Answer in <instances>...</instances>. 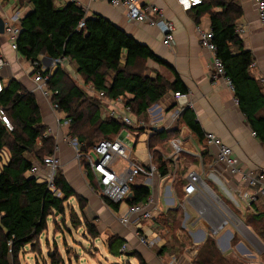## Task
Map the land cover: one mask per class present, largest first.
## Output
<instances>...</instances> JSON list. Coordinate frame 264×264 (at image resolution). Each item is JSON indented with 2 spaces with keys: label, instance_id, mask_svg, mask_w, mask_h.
Instances as JSON below:
<instances>
[{
  "label": "crops",
  "instance_id": "0c3cea01",
  "mask_svg": "<svg viewBox=\"0 0 264 264\" xmlns=\"http://www.w3.org/2000/svg\"><path fill=\"white\" fill-rule=\"evenodd\" d=\"M137 2L140 6H155L161 12L163 20L172 24L174 43L171 47L164 46L163 36L156 27L149 26L146 23L133 24L127 22L122 9L111 7L108 4V0H95L92 3L89 0H76V5L84 11L87 17L97 15L108 20L131 36L136 42L149 48L158 58L172 68L173 72L151 61L146 62L150 69L170 83L174 80L173 73L179 77L181 83L187 89L188 108L194 113L196 122L199 124L203 134H213L224 145L231 148L238 167L243 170L264 172V145L259 142L256 136L252 135L253 132L249 129L238 108L232 88L228 87L223 79L216 83L211 81L212 57L200 48L197 34L198 28L202 30L210 29L209 16L207 14L200 17L196 16V7L185 9L178 0H137ZM3 3H0L1 21L5 16L10 15L13 6H17L15 0H4ZM67 3H69L67 0H55L54 6L60 8ZM236 3L241 9V17L236 21L235 25L236 28L243 31L238 37L242 41L244 49L249 51L253 58V67L250 68V74L264 89V82L261 83L260 81L264 80V51L262 49L264 33L258 22L253 0H236ZM22 10L24 12L23 19L24 15L32 11V6L26 3ZM212 12L219 13L220 9H214ZM36 62L38 65L34 67L32 63L27 62L17 52L12 51L5 36H3V32L0 33V84L5 87L10 80H15L23 89L34 96L41 117V125L46 128L45 136L52 137L55 142L57 150L55 156L60 164L59 172L75 194L84 197V200L87 201V207L81 211L74 197L68 201L74 202L75 209L78 205V210L83 215H91V217H98V219L103 216L106 220L107 217L114 218V214L117 220L128 206L125 203L118 204L117 211H112L104 205L98 188L93 189L89 186V177L85 175L83 166L75 159L74 151L67 143L66 134L69 133V128L63 129L57 126V114L52 110L49 102L40 93L34 91L35 85L32 77L38 70L41 73L47 71L49 75H52L59 67L64 74L65 81L76 85L87 97L93 94L96 96L97 93L90 84L86 85L83 83L82 78L77 74L74 62L70 59H61L60 63L56 67L52 66V68L51 64L53 61L47 57H40ZM107 82L110 83V79ZM173 95L174 93H168L159 102L147 109L144 116L148 118V125L141 130L135 131L134 138L130 141L133 142L132 149H130L133 161L144 165L147 155L153 158L151 151L156 152L161 156L162 160L169 162L168 167L171 170V175L168 174L161 178L156 172L157 175L152 181L148 182L143 177H138L134 184L135 186L142 185L147 188L148 184L152 186V194L148 188L151 194L149 198V210L152 212L150 220H154L155 216L161 214L166 215L170 211L176 212V218L180 219V216H183L181 230L176 233L175 237L177 240L175 239V244H172L175 250L168 251L169 254L177 252V255L170 256L167 264H193L197 255L193 260L187 256L186 251L194 247L198 254L200 247L207 239L214 240L222 257L229 259L233 253L231 241L234 235L218 216L217 206L213 201L200 194L186 197L183 193V188L186 184L187 175L191 172L197 173L205 181L213 196L215 195L216 198L225 204H230L231 202L225 197L226 194L209 179V176L213 174L212 170L215 169L222 176L228 190L236 200H238L237 197L242 200V195L248 189L244 184H240L236 178L224 171L221 166L215 164L214 150L207 149L205 143L199 142L182 124L178 128L176 127L180 113L175 114L178 111V107L175 105ZM131 98V96L126 95V99ZM97 100L99 101L100 119L109 120L106 118L105 110L101 106L102 102L99 99ZM155 106L161 110H156L158 109L156 108L153 113L151 110ZM60 114L62 115V112ZM142 118L138 120L136 118V120L142 122ZM155 121L158 126L151 127V123ZM143 125L145 124L143 123ZM153 129L156 131H152ZM123 131L125 130L122 129L113 139H120V134ZM160 131L163 132L159 133ZM169 134L172 136L169 137ZM160 135L165 136L161 139ZM149 141L150 143L157 142L164 147L166 146L165 150L160 149L159 146L149 149ZM172 141L179 142L181 151L178 154L173 152L170 144ZM7 161L8 155L3 152L2 164L5 165ZM151 163L156 169L153 159ZM35 166L38 167L39 165ZM122 166V162H118L116 164L117 171H120ZM28 175L36 178L39 183L43 182V172L41 170L35 176L30 174V172ZM213 188L218 192L215 193ZM57 191L59 192V190ZM59 194V198H61L62 195L60 192ZM256 198L254 210L249 207L250 205L243 206L241 204L240 207L236 208L237 211L245 213L246 216L252 213L256 216L264 215V198L258 195ZM244 216L241 215L240 218L244 220ZM237 220L241 222L240 219L237 218ZM260 220H264V217L261 216ZM142 222L146 221H141L138 227L136 226L137 228L133 225L125 228L118 222L122 228L133 230L132 234L129 233L126 238L119 237L124 241V244H126V241L136 240L134 237L136 229L146 235H153L151 230L146 226H142ZM243 225L245 226V224ZM52 227V230H49L47 224V229L32 244L35 245L34 250L32 249L33 246L28 244L20 251L18 255L19 264H52L53 255L58 256L65 264H72L66 254L68 250L72 249L73 251L72 245L75 240L72 241L71 239L70 241V239L66 240L65 237H62L63 248H60L58 246L60 238H57L56 235L61 232L55 229L54 221H52ZM245 228L248 229V233L252 237L251 240L256 242L253 244H259L262 247L261 251L264 252V243L255 233L251 232L248 226H245ZM97 229L103 232V229H100L98 224ZM49 231H52V237L49 235ZM67 231L69 232V230ZM80 232L82 236L84 235V238L85 236L89 238L87 232L83 230ZM49 238H51V242ZM163 244L164 242L161 239L160 246ZM239 247L242 250L236 253L244 260L246 259V261H237L235 264H264L263 254L253 255L249 253V250L245 249L241 241ZM152 249L139 248L145 264H166L164 258L167 252L164 250L163 254L160 255L158 253L160 249L156 254H153L150 251ZM177 250H182V254L179 255Z\"/></svg>",
  "mask_w": 264,
  "mask_h": 264
},
{
  "label": "trees",
  "instance_id": "16d2710c",
  "mask_svg": "<svg viewBox=\"0 0 264 264\" xmlns=\"http://www.w3.org/2000/svg\"><path fill=\"white\" fill-rule=\"evenodd\" d=\"M15 1L20 8L26 3L32 6V11L20 20V35L16 43L17 53L27 62L37 63L40 57L52 61L70 59L84 84H90L96 93H103L108 99H125L137 119L144 117L147 109L168 93L187 94V89L174 73V80L170 83L157 74L148 77L138 71L140 64L151 61L173 72L149 48L103 17H87L81 8L70 2L57 8L54 6L55 0ZM196 9V16H209L216 57L223 65L224 77L231 83L238 108L249 129L264 145V89L251 76L252 55L244 49L235 31L241 9L236 0H202ZM214 9H220V12H212ZM81 22L83 28L78 29ZM41 74L49 75L47 71ZM108 77L110 83L107 82ZM47 85L52 91H57L55 101L59 111L71 119L69 135L76 138L82 153L89 152L101 140H113L122 129L125 130L115 121L101 120L99 101L96 104L76 85L68 84L59 67L49 75ZM126 95L132 98L126 99ZM0 110L9 122L7 128L0 119V264H19L20 251L28 244L32 245L47 229V219L53 212L63 214V204L72 197L82 211L85 200L75 194L59 171L54 185L61 193V198L54 196L45 183H39L28 175L33 166L42 165L43 160L53 155L55 149L54 139L44 136L46 128L41 125L34 96L17 81L10 80L0 92ZM85 114V128L78 130L77 136H74L76 125L84 120ZM179 121L199 142H204V134L192 110H182ZM164 136L160 135V138ZM152 147L149 141V149ZM3 152L8 155L5 165L2 164ZM151 155L158 175L161 178L167 176L169 162L162 160L156 152L151 151ZM80 164L85 170L84 160ZM87 177L89 186L97 188L92 176L87 174ZM150 196L146 186L133 184L125 204H145ZM102 201L106 207L117 211L118 204L103 198ZM254 205L251 203L249 207L254 210ZM261 216L264 217L257 215L253 220L257 221ZM161 217L165 224L170 223L169 219L174 223L177 221L176 212L173 211L161 214L159 219ZM84 225L87 233L96 238L95 227L86 223ZM256 235L264 242V226ZM123 244L121 238H111L108 244L110 255L119 256ZM32 246L34 250L35 245ZM163 252L164 249H161L159 254ZM138 262L145 264L141 257ZM231 263L235 264L222 257L212 239H207L200 247L193 262ZM52 264L58 262L52 260Z\"/></svg>",
  "mask_w": 264,
  "mask_h": 264
},
{
  "label": "built area",
  "instance_id": "2783aa9c",
  "mask_svg": "<svg viewBox=\"0 0 264 264\" xmlns=\"http://www.w3.org/2000/svg\"><path fill=\"white\" fill-rule=\"evenodd\" d=\"M70 3H75L76 0H67ZM95 0H89L90 3ZM185 9H190L201 5L202 0H178ZM3 3V0H0ZM108 4L113 8L122 9L124 16L129 23L143 24L146 23L149 26L156 27L163 36V44L166 47H171L174 43L173 37V26L170 22L163 20L161 12L155 6L145 5L140 6L137 0H108ZM254 8L257 14L259 25L264 33V0H253ZM23 8L19 6H13V9L9 16H5L2 20L3 23V36L9 43L10 49L17 52L16 43L20 35V20L23 17ZM83 28L81 22L78 29ZM236 34L239 36L243 32L241 29L236 28ZM199 38V46L205 50L212 57L211 73L210 78L213 83H216L220 79H223L228 87L231 88V83L224 77L223 65L221 61L216 57V47L213 44V34L211 30L197 29ZM262 49L264 51V39L262 42ZM60 63V60L53 61L51 68L56 67ZM36 67L37 63H32ZM253 67V64L252 66ZM49 75L43 76L40 72H37L33 77L32 81L35 85L34 91L42 95L47 100L52 110L57 114L56 124L59 128L68 129L71 124V119L65 114H60L58 104L55 101L58 95L57 91H52L48 85ZM261 83L264 80H260ZM0 84V92L2 90ZM96 98L102 103L101 106L105 110V116L109 120H113L121 124L125 128V139L130 142L133 140L135 131L144 128L142 122L137 121L131 112L130 107L126 104V100L118 97L115 99H108L103 93H97ZM175 105L178 107L176 115L181 113L182 110L188 108V95L175 93L173 95ZM158 108L155 106L151 111ZM156 110H161L160 108ZM0 119L4 125L9 128V122L4 117L0 110ZM157 122L151 123V127H157ZM130 129V130H129ZM46 134V133H45ZM44 134V136H45ZM255 136L254 133H252ZM68 145L73 149L75 159L80 163L84 160L85 164V175H92L95 185L98 188L103 199L110 201L114 204L125 203V200L129 196L130 186L134 184L138 177H143L146 181L150 182L157 175L155 167L152 165V158L147 155L146 162L144 165L131 159L130 149L119 139L113 140H101L96 143L92 149L87 153L80 151V146L75 138H72L69 133L66 134ZM204 143L207 149L214 150V161L216 165H219L226 171L230 176L237 179L240 184H244L248 191L243 194L242 201L248 206L251 203H255L257 198L260 196L264 198V172L258 170H243L238 167L235 163L233 152L231 148L224 145L215 135L207 133L204 134ZM171 147L174 154H178L181 149L179 142L172 141ZM56 147L53 155L45 158L42 165L33 166L30 170V174L36 175L41 170L43 172L42 183L47 185V189L55 196L59 197L60 194L55 188L54 179L57 171L59 170V160L56 158ZM122 162L123 166L120 171H117L116 164ZM84 169V166H83ZM215 170V169H214ZM213 174L209 176L212 180L226 195L225 197L232 203L235 208L240 207L241 203L231 195L228 190L226 182L222 176L215 170ZM183 193L186 197H191L196 194L205 196L211 200L213 193L206 185L205 181L194 172H191L186 177V184L183 188ZM215 198V197H214ZM219 204L224 206L220 201ZM150 201L148 200L145 204L128 206L125 212L117 218L120 225L125 228L133 225L138 226L141 221H147L151 219L152 212L149 210ZM225 208V207H224ZM137 228V227H136ZM134 237L138 244L146 247L153 248L160 246L161 239L155 235H146L139 229L134 231ZM127 250V245L123 244L121 247L122 252Z\"/></svg>",
  "mask_w": 264,
  "mask_h": 264
},
{
  "label": "rangeland",
  "instance_id": "374dc122",
  "mask_svg": "<svg viewBox=\"0 0 264 264\" xmlns=\"http://www.w3.org/2000/svg\"><path fill=\"white\" fill-rule=\"evenodd\" d=\"M138 71H140L144 76H148V77H154L156 74L154 70L150 69V67L147 66V63L140 64V66L138 67ZM108 79H110V77H108ZM67 83L70 84L69 81H67ZM88 98H90L96 104L98 103V100L96 99V96L94 94L92 96H88ZM86 119L87 117L85 114L84 120L81 123H78L76 125L77 130L74 136H77L78 130H80L81 128L82 129L85 128L84 123L86 122ZM142 122L145 124L144 126L148 125L149 121H148L147 116H144L142 118ZM180 124H181L180 121H178L176 123V127L178 128ZM125 136H126L125 131L121 132L120 140L129 149H132L133 142H128L125 139ZM171 136L172 135L169 134V137ZM151 145L153 147L159 146V148L162 150H165V147H166V146L165 147L162 146L160 143L158 144L157 142H151ZM169 174L171 175L170 168H169ZM148 188L150 189L151 194H152L153 192L152 186L148 184ZM213 191L215 193L218 192L215 188H213ZM214 197L211 198V201H213V203L218 208V212H219L218 216L220 217L222 222L226 225V227L232 231L234 235L233 240L231 241L233 253L230 255L229 259H225V260L229 262H234V263H237V261L239 262L246 261V259L244 260V258H242L239 254L236 253L242 250V248L239 247L240 241L243 242V246L245 247V249L249 250V253H252L253 255L263 254V259H264V252L261 251L262 247H260L259 244H255L256 246L253 244L256 242L254 240H251L252 237L249 235L248 231L245 230L241 225V223L245 224V226H248L249 229H251V232L256 234L258 230H260L264 226V220H260V219H258L257 221L253 220V218L256 215L252 213L251 215L246 216L245 213H241L237 211V209L229 201L228 202L232 206L227 203L226 205L227 209H226L224 208V206L219 204V201H218L219 199L216 197L214 198ZM81 198L84 199V197H81ZM100 201H101V198H100ZM74 205L75 204L73 201H70V202L66 201L63 204V214L58 215L57 213L53 212L51 216H49L47 219L49 230H52L53 228L52 221H54L55 229L61 232L56 235L57 238H60V242L58 243V246L60 248H63L62 247V237H65L66 240L70 239V241L71 239L72 241L75 240L74 244L72 245L73 251L72 249L68 250L66 254V257L69 258L72 264H139L138 258L141 257L143 259V257L141 256V250H139V248H146V247L139 245L135 239L133 241H128V242L124 239L126 241L125 243L128 245V248L124 252L121 251L119 256L110 255L109 249H108V244L111 238L113 237L126 238V236L129 233L132 234L133 232L132 229L128 230V229L122 228L118 224V221L115 219L116 216L114 214H113L114 218L107 217V219L105 220L104 217L102 216L103 218L100 217L98 219V217H91V215L90 216L83 215V213L79 212L78 205L76 209L74 208ZM86 207H87V201L85 200L82 211ZM241 215H245L244 220L240 218ZM159 217L160 215L155 216L154 220L142 222V226H146L149 230H151V232H153V235L158 236L160 237V239L163 240L164 244L162 246H159L156 248L153 247V249L150 251L153 252V254L154 253L156 254L160 249H164L165 252H167L165 254L166 257L164 258V262L167 264L169 262L170 256L177 255V252L169 254L168 251H171L173 249L175 250V247L172 246V244H175L174 242L176 239L175 237L176 233L181 230V227H182L181 222H182L183 216L181 215L180 219L176 218L177 221L175 223L172 222L171 219H169V222H170L169 224L168 223L165 224L161 220L162 217L160 219ZM236 217L241 220V223L240 221L237 220ZM165 218L166 217H164L163 219ZM85 223L90 224L95 227L96 232H97L96 238L91 237L88 233L87 234L89 235V238L85 236V238L87 239L84 238V235L83 236L81 235V232H80L81 230H83L84 232H87L86 227L84 225ZM97 224L100 226V229H103L102 230L103 232L97 229ZM77 228L79 229L77 230ZM67 230H69V232ZM49 235H51L52 237V231H49ZM49 239L51 242V238ZM146 249H149V248H146ZM177 251L179 252V255L182 254V250L181 251L177 250ZM52 260L58 262V264H65L61 261V259L58 256H55V255H53Z\"/></svg>",
  "mask_w": 264,
  "mask_h": 264
},
{
  "label": "water",
  "instance_id": "95a60500",
  "mask_svg": "<svg viewBox=\"0 0 264 264\" xmlns=\"http://www.w3.org/2000/svg\"><path fill=\"white\" fill-rule=\"evenodd\" d=\"M3 32V23H2V21H1V19H0V33H2ZM152 131H156V130H152ZM163 131H160L159 133H162ZM238 198V201L243 205V206H248L247 204H245L242 200H241V198H239V197H237ZM224 207L227 209V207L224 205ZM241 223V222H240ZM241 225H242V227L245 229V230H247L248 231V229L247 228H245V226L241 223ZM186 254H187V256H189L191 259H195V257H196V255H197V252L195 251V248L194 247H192V248H189L187 251H186Z\"/></svg>",
  "mask_w": 264,
  "mask_h": 264
}]
</instances>
